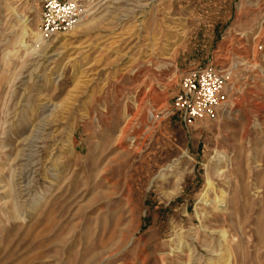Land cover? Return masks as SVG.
Segmentation results:
<instances>
[{
	"label": "rangeland",
	"instance_id": "rangeland-1",
	"mask_svg": "<svg viewBox=\"0 0 264 264\" xmlns=\"http://www.w3.org/2000/svg\"><path fill=\"white\" fill-rule=\"evenodd\" d=\"M72 1L35 44L44 0H0V264H264V0ZM209 63L230 104L186 125Z\"/></svg>",
	"mask_w": 264,
	"mask_h": 264
},
{
	"label": "built area",
	"instance_id": "built-area-1",
	"mask_svg": "<svg viewBox=\"0 0 264 264\" xmlns=\"http://www.w3.org/2000/svg\"><path fill=\"white\" fill-rule=\"evenodd\" d=\"M79 8L72 0H44L40 14L39 34L46 43L76 23ZM225 70L209 63L187 71L172 97L170 112H176L186 125L199 119L216 120L230 104Z\"/></svg>",
	"mask_w": 264,
	"mask_h": 264
},
{
	"label": "bare ground",
	"instance_id": "bare-ground-1",
	"mask_svg": "<svg viewBox=\"0 0 264 264\" xmlns=\"http://www.w3.org/2000/svg\"><path fill=\"white\" fill-rule=\"evenodd\" d=\"M19 18V17H18ZM20 19V18H19ZM22 19V18H21ZM23 20V19H22ZM18 21H21V20H18ZM27 28V30H28V32H29V34H30V37H31V39H32V42H34L35 44H37V42H39L38 41V39L40 38V34H39V37H38V35L30 28V27H26ZM23 32H24V30H23ZM41 39V38H40ZM42 41V40H41ZM43 42V41H42ZM50 58V57H49ZM48 59V58H47ZM241 61H243V63L245 64H247V60L245 59V58H243V60H241ZM250 62V61H249ZM253 62H255V61H253ZM252 64V63H251ZM248 65V64H247ZM254 65V64H253ZM255 66V65H254ZM253 66V67H254ZM252 67V66H251ZM256 67V66H255ZM260 67V66H259ZM150 118L151 119H154L155 118V112H151L150 113ZM128 128H130V125H129V123H126V125L122 128V130H120V135H123V134H125V132L127 133L128 132ZM130 130V129H129ZM220 161V158L218 157V159H216L215 160V162H219ZM227 163H228V165H230V166H232V164H233V159H228L227 160ZM258 165H256V167H257ZM213 174H214V176L216 177V178H221L222 177V175H223V171L219 168V166L218 167H214V169H213ZM207 186L209 187V186H211V183L209 182V181H207ZM206 194H207V191H205V192H203L202 193V195H201V198H205V196H206ZM225 196V195H224ZM225 198H227V197H225ZM216 199H217V202H216ZM227 200V199H226ZM203 201H206V200H203ZM213 202L215 203V210H217L218 211V209H220V211L221 210H223V211H226L227 210V203H226V201H225V199H224V197H223V193H221V196H219V197H214V199H213ZM205 203V202H204ZM204 205V204H203ZM195 237V236H194ZM180 247L182 248H184V250L187 252V254H195V252H194V248L191 246V245H189V244H182V243H180ZM177 249V248H176ZM173 251V250H172ZM209 251V250H208ZM178 253L179 252H181V251H177ZM191 256V255H190ZM198 257V256H197ZM162 259V258H161Z\"/></svg>",
	"mask_w": 264,
	"mask_h": 264
}]
</instances>
